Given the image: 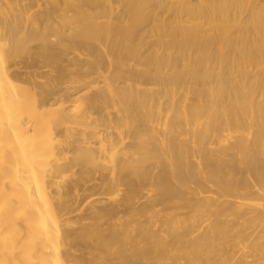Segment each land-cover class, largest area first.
Returning a JSON list of instances; mask_svg holds the SVG:
<instances>
[{
  "label": "bare ground",
  "instance_id": "bare-ground-1",
  "mask_svg": "<svg viewBox=\"0 0 264 264\" xmlns=\"http://www.w3.org/2000/svg\"><path fill=\"white\" fill-rule=\"evenodd\" d=\"M0 264H264V0H0Z\"/></svg>",
  "mask_w": 264,
  "mask_h": 264
}]
</instances>
